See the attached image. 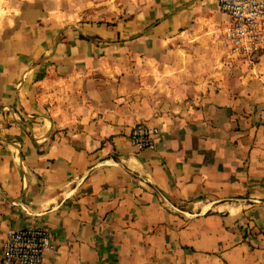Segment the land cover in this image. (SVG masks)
<instances>
[{
  "label": "crops",
  "instance_id": "obj_1",
  "mask_svg": "<svg viewBox=\"0 0 264 264\" xmlns=\"http://www.w3.org/2000/svg\"><path fill=\"white\" fill-rule=\"evenodd\" d=\"M227 20L218 0L0 17V264L29 224L53 238L41 264H264V46L228 58Z\"/></svg>",
  "mask_w": 264,
  "mask_h": 264
},
{
  "label": "built area",
  "instance_id": "obj_2",
  "mask_svg": "<svg viewBox=\"0 0 264 264\" xmlns=\"http://www.w3.org/2000/svg\"><path fill=\"white\" fill-rule=\"evenodd\" d=\"M218 5L228 16L219 38L226 56L255 62L264 46V0H218ZM159 132L157 125L137 121L129 139L140 148H152ZM54 246L51 232L44 225L11 230L1 246V264H41L45 251Z\"/></svg>",
  "mask_w": 264,
  "mask_h": 264
},
{
  "label": "rangeland",
  "instance_id": "obj_3",
  "mask_svg": "<svg viewBox=\"0 0 264 264\" xmlns=\"http://www.w3.org/2000/svg\"><path fill=\"white\" fill-rule=\"evenodd\" d=\"M136 0H0V17L18 12L22 7L43 4L59 12L67 21H107L128 18Z\"/></svg>",
  "mask_w": 264,
  "mask_h": 264
}]
</instances>
